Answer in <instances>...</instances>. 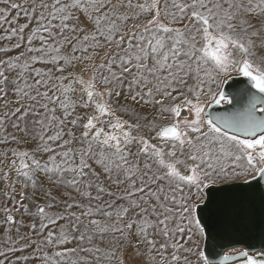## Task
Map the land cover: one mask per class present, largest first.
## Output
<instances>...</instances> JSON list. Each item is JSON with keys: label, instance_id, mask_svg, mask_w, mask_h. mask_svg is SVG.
Segmentation results:
<instances>
[{"label": "snow or ice", "instance_id": "1", "mask_svg": "<svg viewBox=\"0 0 264 264\" xmlns=\"http://www.w3.org/2000/svg\"><path fill=\"white\" fill-rule=\"evenodd\" d=\"M0 264H264V0H0Z\"/></svg>", "mask_w": 264, "mask_h": 264}]
</instances>
